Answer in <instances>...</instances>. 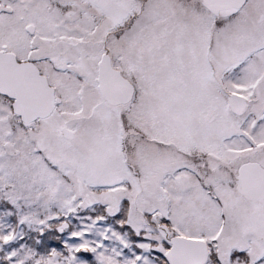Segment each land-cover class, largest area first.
Listing matches in <instances>:
<instances>
[{
    "label": "snow or ice",
    "instance_id": "obj_1",
    "mask_svg": "<svg viewBox=\"0 0 264 264\" xmlns=\"http://www.w3.org/2000/svg\"><path fill=\"white\" fill-rule=\"evenodd\" d=\"M0 264H264V0H0Z\"/></svg>",
    "mask_w": 264,
    "mask_h": 264
}]
</instances>
